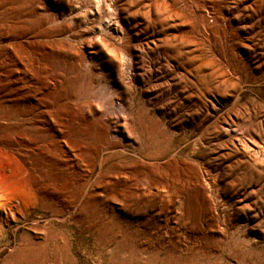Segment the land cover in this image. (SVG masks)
I'll list each match as a JSON object with an SVG mask.
<instances>
[{
  "label": "rangeland",
  "instance_id": "374dc122",
  "mask_svg": "<svg viewBox=\"0 0 264 264\" xmlns=\"http://www.w3.org/2000/svg\"><path fill=\"white\" fill-rule=\"evenodd\" d=\"M0 230V264H264V0H0Z\"/></svg>",
  "mask_w": 264,
  "mask_h": 264
},
{
  "label": "bare ground",
  "instance_id": "6f19581e",
  "mask_svg": "<svg viewBox=\"0 0 264 264\" xmlns=\"http://www.w3.org/2000/svg\"><path fill=\"white\" fill-rule=\"evenodd\" d=\"M1 231V230H0ZM24 244V243H23ZM25 244H27V243H25ZM29 245V244H28ZM27 245V246H28ZM26 246V245H25ZM27 246L24 248V249H27ZM30 246V245H29ZM2 248V247H1ZM23 248V247H22ZM29 249V248H28ZM19 254L20 255H18V256H9L11 259H7L6 258V260L4 261V263L5 262H15L13 259L15 258V257H18L17 259H19L20 260V262H22L23 260H25V261H27L28 263H33V264H46V255L44 254V251H39L38 253H37V256H36V258H35V260L33 261V262H31L30 261V259H29V256L26 254V252H22V254H21V250L19 251ZM13 260V261H12ZM17 261V260H16ZM19 262V261H18ZM6 264V263H5ZM15 264V263H14ZM23 264H25L24 262H23Z\"/></svg>",
  "mask_w": 264,
  "mask_h": 264
}]
</instances>
